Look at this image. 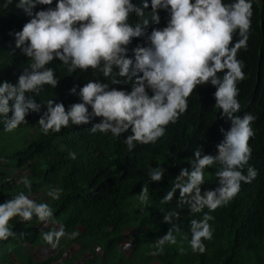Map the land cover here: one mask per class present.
I'll use <instances>...</instances> for the list:
<instances>
[{
	"label": "clouds",
	"instance_id": "9594fccd",
	"mask_svg": "<svg viewBox=\"0 0 264 264\" xmlns=\"http://www.w3.org/2000/svg\"><path fill=\"white\" fill-rule=\"evenodd\" d=\"M11 0H5L6 7ZM16 0L29 19L19 31L13 33L14 46L30 63L23 69L13 85L0 81V125L3 131L11 132L26 123L29 112H39L40 103L32 96L57 84L53 68L48 66L56 58L68 71L92 69L111 78V85L132 81L129 90L110 87L100 79H90L82 86L74 85L69 92L79 97V102L65 106L53 99L46 101L37 124L41 131L59 132L62 127L90 124V133H110L123 136V143L131 151L135 144H155L162 137L165 127L175 123L187 109V98L193 89L208 83L215 87L212 93L214 106L221 117L230 121L223 139L216 145L215 155L201 154L197 145L188 160L189 167H181L171 187L163 194L160 203L166 204L176 194L177 207L187 205L191 213L203 212L199 219L188 222L187 244L192 252L204 253L203 241L212 238L213 229L209 214L227 204L240 190L241 182L249 183L256 170L248 165L251 148L248 140L253 136L251 122L255 116L239 112L237 83L245 78L243 62L236 58L238 49L246 46L247 33L252 15L251 0H141L139 7L131 0ZM37 5H48L42 10ZM145 8L149 11L144 12ZM167 13L163 27H153L145 33L149 19L159 23L158 12ZM138 17L130 24V14ZM238 34L239 39L233 40ZM133 38H142L143 46L137 43L127 55V47ZM231 41V45H230ZM230 45V46H229ZM115 66L117 71L113 72ZM218 73H222L218 75ZM149 92L151 93L149 95ZM99 118L97 122H92ZM68 157L75 159V153ZM218 165L214 175L217 186L205 189V167ZM164 169L149 167L147 182L161 180ZM20 183L25 191L17 192L10 199L0 202V241L14 235L9 221L16 217L21 222L35 218L47 225L54 220L52 208L44 202L31 199V184L27 177ZM61 190L50 189L52 200L59 198ZM138 206L148 201V189L141 186ZM179 213L170 211L162 216V222L170 227L157 238L152 255L163 251L165 244H177L181 228L177 227ZM65 235L64 226L50 228L41 233L42 240L56 248ZM78 233L70 234L74 238ZM185 237L181 236V241ZM125 248L129 244L124 245ZM184 252L183 247L177 249ZM123 253V251H121Z\"/></svg>",
	"mask_w": 264,
	"mask_h": 264
},
{
	"label": "trees",
	"instance_id": "16d2710c",
	"mask_svg": "<svg viewBox=\"0 0 264 264\" xmlns=\"http://www.w3.org/2000/svg\"><path fill=\"white\" fill-rule=\"evenodd\" d=\"M131 2L137 7L141 5V0ZM4 3L5 0H0V81L14 85L30 61L14 46L13 33L19 31L29 17L15 6L16 0H11L6 7L2 6ZM54 4L55 0L51 6ZM251 6L246 46L236 53V58L243 62L245 78L236 85L240 110L233 115L242 116L247 112L255 116L251 122L253 136L248 140L251 155L244 172L246 174L250 165L257 174L251 182H241L240 190L232 200L209 213L213 217L209 221L213 233L210 240L203 241L204 253H194L188 246V222L192 218L199 219L208 210L204 208L201 213H191L186 204L177 207L176 194L166 204L160 201L179 169L189 167L193 148L199 145L202 155H215L216 145L223 139L220 129L226 132L230 127V121L221 117L220 110L214 106L212 93L215 87L208 83L196 86L187 98L186 111L174 124L165 127L164 135L155 144H135L129 151L123 143L127 132L119 137L110 133H90V124H69L55 133L49 131L44 134L41 131L37 120L44 111L43 104L53 99L67 109L68 105L79 102V97L69 92L74 85L78 90L88 80L100 79L117 89L129 90L132 86V81L125 83L123 77H117L120 83L111 85L110 77L92 69L82 71L77 68L70 72L54 58L48 66L53 68L57 84L53 88L44 85L41 92L32 96L34 102L40 103V110L29 112L25 116L26 123L18 126L33 130L35 138L25 149L10 154L9 158L16 161V174L19 171L28 173L31 199L47 203L52 208L54 220L49 222L51 228L63 224L65 235L56 248H50L41 234L36 233V227L42 222L35 218L21 222L14 217L9 221L14 235L0 241L2 246L26 250L42 246L55 254L38 261H23L16 256V262L7 255H0V264H76L73 258L63 257L64 251L73 244L79 247L76 259L84 264H126V258L127 264H264V0H251ZM46 7L49 6L37 5L33 12ZM148 11L149 8L144 9V12ZM158 16L157 24L149 19L146 34L153 27L160 28L166 24V11L160 10ZM138 19L133 13L129 15L128 22L133 24ZM239 38L238 34L233 35V40ZM137 43L143 46L145 41L133 38L127 46V55H131L130 50ZM112 71H117L115 66ZM98 119L94 118L92 122ZM70 151L75 153V159L68 157ZM156 166L164 169L161 180L148 183L146 172L149 167ZM18 180L13 182L17 191H25ZM141 186L148 189V201L143 208L138 206L137 200ZM216 186V182L210 184L205 181L200 186L201 192ZM54 188L61 190L56 200L47 195ZM1 189L5 190V187ZM9 190H13L12 187ZM0 202H3L2 196ZM145 210L147 214L141 218V211L144 213ZM170 211L179 213L175 222L181 231L174 233L177 244H165L161 253L152 255L155 240L170 227L162 222V216ZM73 231L78 235L71 238ZM140 233L142 238L138 239ZM181 236L185 237L183 241ZM60 242L66 244L63 246ZM120 242L129 244L126 248L132 250L129 256L119 250ZM142 245L148 247L147 251L137 257ZM178 247H183L184 252L180 253Z\"/></svg>",
	"mask_w": 264,
	"mask_h": 264
},
{
	"label": "rangeland",
	"instance_id": "374dc122",
	"mask_svg": "<svg viewBox=\"0 0 264 264\" xmlns=\"http://www.w3.org/2000/svg\"><path fill=\"white\" fill-rule=\"evenodd\" d=\"M35 138V133L33 130L24 128V127H17L13 129L11 132H2L0 133V196L3 198V202L7 199H10L12 196H14L18 191L14 183L15 180L21 179L22 177H27L28 173L25 171L18 172L16 174L15 170V163L16 161L12 158H9L10 154H13L16 151H20L26 148V146L30 143L31 140ZM218 165H213L212 167H205V172H204V178L207 183H215L216 182V177L214 175L215 171L218 169ZM16 176V177H15ZM18 180V181H19ZM7 181H9L10 184H7ZM4 186L5 190L1 189V187ZM12 187L13 190H9V188ZM48 196L45 195V198ZM31 198V197H30ZM147 211L145 210L144 213L141 211V218L143 216H146ZM141 222V221H140ZM51 228V226L48 227L47 231ZM37 231V232H36ZM35 232L37 234H41L43 231L41 230H36ZM138 239H141V233L138 234ZM63 246L66 244V242H60ZM72 246V245H71ZM42 246L37 247L35 250L34 249H28L26 250L25 248H15L12 246H2L0 244V255L1 256H6L11 259L10 254H13L15 258H20L23 261H27L29 259H32L34 261L42 260L45 258H48L52 253L49 250L41 249ZM147 246L142 245L141 248L139 249L137 257H140V255L144 252L147 251ZM4 252V253H3ZM121 253L120 251H118ZM132 250L125 251L124 254L129 256L131 254ZM123 254V253H122ZM123 254V255H124ZM17 256V257H16ZM137 257H134L137 258ZM17 258V259H18ZM78 258V255H77ZM74 261H76V264H81L80 261L82 260H77L76 258H73ZM126 264L128 259H125ZM152 264H160V263H152Z\"/></svg>",
	"mask_w": 264,
	"mask_h": 264
},
{
	"label": "built area",
	"instance_id": "2783aa9c",
	"mask_svg": "<svg viewBox=\"0 0 264 264\" xmlns=\"http://www.w3.org/2000/svg\"><path fill=\"white\" fill-rule=\"evenodd\" d=\"M49 226H51L50 223H48V224L45 225V226H43L42 223H41V224H39L36 228H37V230L47 231V229H48ZM118 248H119V250H121V251H123V252H125V251H129V252H130V251H131L130 249H126V248L124 247V243H123V242H120V243L118 244ZM41 249L49 250V251L52 253L48 258L52 257V256L55 254L54 251H52L51 249H49V248H47V247H42ZM78 251H79V247H78L77 245H75V244H73L72 246L70 245V246L64 251V256H63V257H64V258H77ZM98 251H99V250H98ZM10 256H11L12 261L16 262V258H15V256H14L13 254H10ZM80 263H81V264H84L83 261H80ZM56 264H58V263H56Z\"/></svg>",
	"mask_w": 264,
	"mask_h": 264
}]
</instances>
